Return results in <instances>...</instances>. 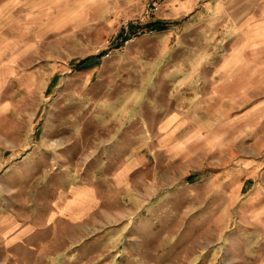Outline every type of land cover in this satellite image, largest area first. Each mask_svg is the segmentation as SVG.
Returning <instances> with one entry per match:
<instances>
[{
    "label": "rangeland",
    "instance_id": "1",
    "mask_svg": "<svg viewBox=\"0 0 264 264\" xmlns=\"http://www.w3.org/2000/svg\"><path fill=\"white\" fill-rule=\"evenodd\" d=\"M230 1L0 0V168L62 188L138 159L39 264H264V54L217 87Z\"/></svg>",
    "mask_w": 264,
    "mask_h": 264
},
{
    "label": "crops",
    "instance_id": "2",
    "mask_svg": "<svg viewBox=\"0 0 264 264\" xmlns=\"http://www.w3.org/2000/svg\"><path fill=\"white\" fill-rule=\"evenodd\" d=\"M221 7L218 3L217 8ZM45 14L42 9L30 12V16ZM228 15L229 20H224L222 27L223 31H230L232 50L221 59L214 78L218 80V88H230L225 93L236 94L239 72L249 61L239 58L240 44L250 45L247 52L256 56L264 54V0H231ZM254 61L258 63V57ZM169 119L173 121L176 117L171 115ZM16 166L11 159L0 168V261L2 264H39L45 261L46 255L56 252V240L71 239L79 230L93 229L95 223L105 222L98 218L109 206L100 182L110 180L112 187L125 193L130 171H138V159L133 165L107 162L109 168H120L114 176L71 180L62 188L42 182L32 189L29 174L23 170L18 172ZM134 187L138 191V186Z\"/></svg>",
    "mask_w": 264,
    "mask_h": 264
},
{
    "label": "trees",
    "instance_id": "3",
    "mask_svg": "<svg viewBox=\"0 0 264 264\" xmlns=\"http://www.w3.org/2000/svg\"><path fill=\"white\" fill-rule=\"evenodd\" d=\"M158 22H154V23H152L151 25H153V27L155 26V25H161L160 23H158Z\"/></svg>",
    "mask_w": 264,
    "mask_h": 264
},
{
    "label": "built area",
    "instance_id": "4",
    "mask_svg": "<svg viewBox=\"0 0 264 264\" xmlns=\"http://www.w3.org/2000/svg\"><path fill=\"white\" fill-rule=\"evenodd\" d=\"M155 8H158V6H157V5H155Z\"/></svg>",
    "mask_w": 264,
    "mask_h": 264
}]
</instances>
